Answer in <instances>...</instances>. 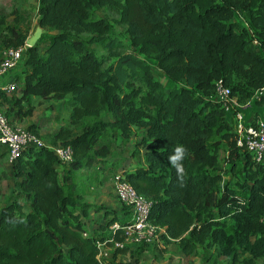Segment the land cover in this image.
Returning <instances> with one entry per match:
<instances>
[{"label": "trees", "instance_id": "obj_1", "mask_svg": "<svg viewBox=\"0 0 264 264\" xmlns=\"http://www.w3.org/2000/svg\"><path fill=\"white\" fill-rule=\"evenodd\" d=\"M98 10L117 16L130 43ZM241 11L254 37L233 21ZM38 27L51 31L49 43L28 48L22 84L2 94L0 104H8L4 114L15 125L32 116L33 97L62 102L70 122L53 146L72 147L74 157L62 164L53 146L30 145L11 163L24 201L0 208V264H101L98 242L124 241L131 210L100 208L105 222L87 233L84 219L93 206L78 208L57 165L69 166L67 179L95 164L106 167L108 131L129 138L134 126L144 129V164L125 177L152 203L150 220L166 228L163 241L187 253L196 244L215 245L232 262L241 254L251 262L264 258V165L238 147L216 89L223 81L247 103L264 88V56L256 45L264 50V0H39ZM0 38L6 49L18 48L29 35L0 13ZM257 104L264 107V97ZM105 113L113 120H102ZM27 129L41 138L36 124ZM178 145L187 150L183 171L168 160ZM223 148L231 171L246 156L239 189L221 184ZM6 156L0 145V158ZM4 178L0 172V183Z\"/></svg>", "mask_w": 264, "mask_h": 264}, {"label": "rangeland", "instance_id": "obj_2", "mask_svg": "<svg viewBox=\"0 0 264 264\" xmlns=\"http://www.w3.org/2000/svg\"><path fill=\"white\" fill-rule=\"evenodd\" d=\"M0 13L6 20L7 25H12L26 34L33 35L38 28L39 19V0H0ZM97 15L106 19L110 24L112 30L126 43H130L128 36L125 32V27L117 23V16L112 12L98 10ZM239 30H250V36H253V31L249 22V15L247 12L241 11L236 13L233 20ZM51 31H44L38 44L44 49L48 43V33ZM256 45L264 56V50ZM6 48L1 42L0 38V60L5 56ZM112 62V61H110ZM153 63V62H152ZM154 73L163 84L166 90L172 87L167 76L159 70L156 64L153 65ZM24 72V64L20 66V70ZM32 102L35 106V112L32 119L23 121L21 124L15 126L26 128L28 124L33 122L42 123L45 129L43 138H53L61 126L68 125L70 122L71 109L66 107L63 103L53 101L49 102L41 98H33ZM2 112L3 110L0 109ZM253 116L259 114L252 113ZM262 116V115H260ZM104 121H112L113 117L109 113L102 116ZM144 129L134 126L129 138H123L121 133H113L108 131L105 142L110 145L111 155L109 157L110 164L104 168H100L98 164L82 170L72 172V177L68 179L67 170L69 166L62 165L60 169V176L67 191L76 199L78 208L82 204L93 206L88 210V217L84 219L86 222L87 233L96 230L99 224L105 222L102 212H98L100 208L104 207L109 210H115L121 213L124 209L118 199L116 198L111 175L119 171L132 169L135 165L144 163V146L142 137ZM42 139V138H41ZM45 141L44 139H42ZM45 143V142H44ZM46 144V143H45ZM50 144V143H49ZM47 146V145H46ZM227 151L225 148L220 150V164L222 167V185H228L231 188L239 189L241 181L245 177L244 166L246 156L243 154L238 161L235 171H231V166L226 162ZM130 165V167H129ZM66 178V179H65ZM65 179V180H64ZM11 181L10 179H7ZM19 186L14 185L17 196L12 199H23L18 194ZM3 190V189H2ZM15 194V193H14ZM9 197V196H8ZM7 197V198H8ZM7 198L5 200H7ZM24 201V200H23ZM4 203V199H3ZM110 231V230H109ZM108 231V232H109ZM129 253L121 259L123 264H264V258L255 260L254 262L248 261L246 256L240 255V260L232 262L225 255L221 254L218 246L211 248L196 244L191 253H187L176 242L163 241L161 246H134L129 249ZM111 258L106 257V260H111L115 256V250L111 252ZM115 260V258H114ZM125 261V262H124Z\"/></svg>", "mask_w": 264, "mask_h": 264}, {"label": "built area", "instance_id": "obj_3", "mask_svg": "<svg viewBox=\"0 0 264 264\" xmlns=\"http://www.w3.org/2000/svg\"><path fill=\"white\" fill-rule=\"evenodd\" d=\"M28 45L18 48H8L4 59L0 62V97L2 94H12L17 88L16 82H2L6 76L16 68H19L27 57ZM217 100L226 114L233 132L236 134L238 147L246 150L253 156V160L264 165V112L255 118L246 111L257 104V100L264 97V88L247 103H240L231 89L226 87L223 81L216 84ZM0 145L8 152L10 164L17 158L20 152L30 145L46 146L44 141L27 128H21L10 123L4 112L0 110ZM57 159L62 164L72 162L74 152L70 146L52 147ZM114 191L119 202L131 210V220L124 228V241L111 240V245L98 242L101 264H106L109 252L134 246H161L162 236H166V228L155 225L151 220L152 203L144 196L138 194L133 186L126 180L125 172L119 171L111 175ZM264 224V218L262 219ZM119 227L115 225L113 229ZM111 250V251H110Z\"/></svg>", "mask_w": 264, "mask_h": 264}, {"label": "crops", "instance_id": "obj_4", "mask_svg": "<svg viewBox=\"0 0 264 264\" xmlns=\"http://www.w3.org/2000/svg\"><path fill=\"white\" fill-rule=\"evenodd\" d=\"M250 32V30H249ZM34 34V33H33ZM32 36V35H31ZM30 36V37H31ZM7 51V49H6ZM6 51H5V54H6ZM5 57V56H4ZM3 57V59H4ZM2 59V60H3ZM0 60V62L2 61ZM20 70V67L19 68H16L15 70L11 71L4 80H1L2 82H5V83H8V82H16L18 84V86L20 87L21 84H22V76H23V71H19ZM26 70V68H24V71ZM10 95V94H9ZM16 96H20V93H16ZM33 98H37V97H33ZM30 99V103L34 106L33 102H32V99ZM49 102H53V100L49 101ZM62 103V102H61ZM8 107V104H4V106L2 104H0V109L4 111H6V108ZM35 107V106H34ZM34 112H35V109H34ZM34 112L32 114V116H29L27 117L26 119H24L23 121L25 122L26 120L28 121L29 119H32V117L34 116ZM264 112V107L259 105V104H256L255 106H253L252 108H250L248 111H246V115H248L250 117V114L252 115V113H256V114H259L261 115L262 113ZM258 116H254L255 118H258ZM23 121H16L14 124H21ZM31 124H36L37 125V128H38V131H39V134L41 135V138L44 139L45 141V145L47 146H53L54 143H55V134L57 133H54V137L53 138H43V135H45V129H44V126L42 123H36V122H33ZM31 124H28L26 126V128L31 125ZM64 126V125H63ZM62 127V126H61ZM50 143V144H49ZM3 150H5L3 148ZM144 164V163H143ZM141 164V165H143ZM130 167V165H129ZM62 168L61 165H57V169L59 171V174H60V169ZM131 170V169H130ZM127 171V170H125ZM0 172L4 174L5 178L2 180V182L0 183V208L2 206H4L9 200H11L13 197L15 198L17 196V192H15V189H14V185L16 184V181L15 179L13 178V169H12V165L10 164L9 160H8V157H4V158H0ZM7 179H10L11 181L7 180ZM17 185V184H16ZM3 189V190H2ZM19 190V188H18ZM15 193V194H14ZM116 195V194H115ZM9 196V197H8ZM8 197V198H7ZM7 198V200H5ZM117 198V197H116ZM3 199H4V203H3ZM24 199H22L21 201H23ZM119 201V200H118ZM111 251V250H110ZM112 252V251H111ZM111 252H109V259L111 258ZM116 253V251H115ZM129 253V252H128ZM128 253H121V254H118L116 256H114L113 259L111 260H106V264H123L121 263V259L124 258V256H126ZM125 262V261H124Z\"/></svg>", "mask_w": 264, "mask_h": 264}, {"label": "clouds", "instance_id": "obj_5", "mask_svg": "<svg viewBox=\"0 0 264 264\" xmlns=\"http://www.w3.org/2000/svg\"><path fill=\"white\" fill-rule=\"evenodd\" d=\"M186 148L183 145H178L175 148L174 154L168 157L170 163L176 167L178 171H183V164L181 163L186 154Z\"/></svg>", "mask_w": 264, "mask_h": 264}, {"label": "water", "instance_id": "obj_6", "mask_svg": "<svg viewBox=\"0 0 264 264\" xmlns=\"http://www.w3.org/2000/svg\"><path fill=\"white\" fill-rule=\"evenodd\" d=\"M42 33H43L42 28L38 27L34 32V34L27 39L26 44L28 45V47L36 46L42 37Z\"/></svg>", "mask_w": 264, "mask_h": 264}]
</instances>
